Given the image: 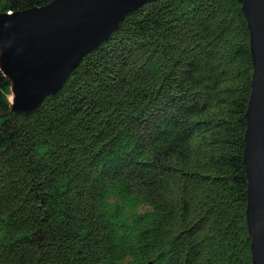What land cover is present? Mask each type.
<instances>
[{"label": "trees", "instance_id": "obj_1", "mask_svg": "<svg viewBox=\"0 0 264 264\" xmlns=\"http://www.w3.org/2000/svg\"><path fill=\"white\" fill-rule=\"evenodd\" d=\"M251 76L237 0L143 6L31 116L0 72V264H251Z\"/></svg>", "mask_w": 264, "mask_h": 264}, {"label": "water", "instance_id": "obj_2", "mask_svg": "<svg viewBox=\"0 0 264 264\" xmlns=\"http://www.w3.org/2000/svg\"><path fill=\"white\" fill-rule=\"evenodd\" d=\"M157 0H52L0 14V72L9 83V114L30 116L55 96L82 58L106 42L125 17ZM252 63L245 113V221L251 264H264V0H237Z\"/></svg>", "mask_w": 264, "mask_h": 264}]
</instances>
